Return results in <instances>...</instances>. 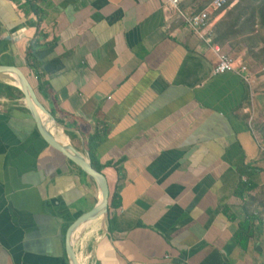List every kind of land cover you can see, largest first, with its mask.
I'll use <instances>...</instances> for the list:
<instances>
[{"label":"crops","instance_id":"0c3cea01","mask_svg":"<svg viewBox=\"0 0 264 264\" xmlns=\"http://www.w3.org/2000/svg\"><path fill=\"white\" fill-rule=\"evenodd\" d=\"M244 6L214 14L211 38L252 87L215 74L214 51L162 0H0V59L78 151L103 134L95 155L120 206L77 229L83 264H264V55ZM71 162L0 88V264H73L68 230L100 190Z\"/></svg>","mask_w":264,"mask_h":264},{"label":"water","instance_id":"95a60500","mask_svg":"<svg viewBox=\"0 0 264 264\" xmlns=\"http://www.w3.org/2000/svg\"><path fill=\"white\" fill-rule=\"evenodd\" d=\"M0 78L21 89L24 95V104L31 112L37 129L44 140L50 146L65 155L98 185L101 196L98 204L90 212L81 216L70 227L67 233V252L71 263L82 264L75 250L74 236L78 228L84 224L97 220L100 216H102L104 220L109 219L110 188L107 177L104 173L94 168L87 152L85 154L78 151L70 140L68 143H64L58 139L57 133L62 126L39 100L32 83H30L28 77L18 66L0 63ZM62 132L66 134L64 128H62Z\"/></svg>","mask_w":264,"mask_h":264},{"label":"built area","instance_id":"2783aa9c","mask_svg":"<svg viewBox=\"0 0 264 264\" xmlns=\"http://www.w3.org/2000/svg\"><path fill=\"white\" fill-rule=\"evenodd\" d=\"M162 1L168 15L176 14L199 39L214 51L218 58L214 68L215 74L234 72L249 83L251 87L253 86L255 76L249 64L237 56L225 53L220 45L213 43L211 38L214 29L213 15L224 10L227 0H212L202 9L185 7L189 0Z\"/></svg>","mask_w":264,"mask_h":264},{"label":"trees","instance_id":"16d2710c","mask_svg":"<svg viewBox=\"0 0 264 264\" xmlns=\"http://www.w3.org/2000/svg\"><path fill=\"white\" fill-rule=\"evenodd\" d=\"M230 1L227 0L226 5L230 4L231 3ZM248 8H252V11L248 12ZM34 9L36 12H39V9L35 7ZM242 13L249 14V17L247 18V21H248L247 24H249V22H252V20L255 21L256 16H258L259 21L261 22L262 25H264V0H261L258 6H252V5L244 6L242 8ZM0 43H3V41H0ZM4 45L6 46V41H4ZM259 54L264 55V45L259 50V52L256 53L255 55L258 56ZM32 56L33 55H32L31 48H30L28 51V57L31 59ZM0 63L4 64L2 59H0ZM0 88H3L12 98H20V97L24 98L23 92H21V89L18 88L17 86L0 83ZM102 137H103L102 132L96 131L93 135L88 136V140L86 142L87 149L90 153L91 163L94 166V168L97 169L99 172H102V167L97 163L95 151H96V146L102 140ZM71 163L75 165L73 162ZM119 206L120 205L116 202V195H114L110 203L109 209L110 208L115 209V208H118ZM110 223H111L110 231H112V220H110ZM250 237H251V224L249 221H247L240 225V229L238 233L236 234V240L240 244V246L242 245L243 247H246ZM77 255L79 257V254Z\"/></svg>","mask_w":264,"mask_h":264},{"label":"rangeland","instance_id":"374dc122","mask_svg":"<svg viewBox=\"0 0 264 264\" xmlns=\"http://www.w3.org/2000/svg\"><path fill=\"white\" fill-rule=\"evenodd\" d=\"M212 0H204L203 2H201V3H199V9H202L203 7H204V5L205 4H208V3H210ZM228 1H230V0H228ZM232 1V0H231ZM230 1V2H231ZM245 1V4L248 6H250V5H252V6H258L259 4H260V2H261V0H244ZM228 6H230V4H228V5H226V7L224 8V10L225 9H227L228 8ZM238 9V8H237ZM241 11H242V8H239V11H238V15L241 13ZM250 11H252V8H248V12H250ZM249 17V16H248ZM231 28V26L230 27H228L227 28V30L228 29H230ZM264 25H262L261 24V22L259 21V19H258V33L256 34V36L255 37H253V40L251 41V43H258V42H261V43H263V45H264ZM226 30V31H227ZM251 51H252V49H251ZM255 52H257V51H255ZM226 53V52H225ZM258 89V88H257ZM261 119H264V113H262V115H261ZM80 257H81V255H79V259H80Z\"/></svg>","mask_w":264,"mask_h":264},{"label":"bare ground","instance_id":"6f19581e","mask_svg":"<svg viewBox=\"0 0 264 264\" xmlns=\"http://www.w3.org/2000/svg\"><path fill=\"white\" fill-rule=\"evenodd\" d=\"M24 102V101H23ZM51 125V124H50ZM58 135H57V137H58V139L60 140V141H62V142H64V143H68V138H67V136L66 135H64V133L62 132V129H59V131H58V133H57ZM101 197V196H100ZM95 222H97V223H100V222H104V219H103V217L102 216H100L97 220H95ZM88 225V224H87ZM84 258V257H83ZM82 258V256H81V258H80V261H81V263L83 264V262H84V259ZM87 259V258H86Z\"/></svg>","mask_w":264,"mask_h":264}]
</instances>
